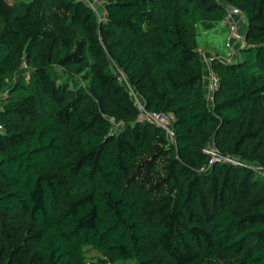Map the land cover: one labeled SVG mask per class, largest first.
<instances>
[{"label":"trees","instance_id":"obj_1","mask_svg":"<svg viewBox=\"0 0 264 264\" xmlns=\"http://www.w3.org/2000/svg\"><path fill=\"white\" fill-rule=\"evenodd\" d=\"M98 1L0 0V264H264V0ZM228 5L247 46L212 104L199 28Z\"/></svg>","mask_w":264,"mask_h":264},{"label":"built area","instance_id":"obj_2","mask_svg":"<svg viewBox=\"0 0 264 264\" xmlns=\"http://www.w3.org/2000/svg\"><path fill=\"white\" fill-rule=\"evenodd\" d=\"M243 14V11L235 7L233 5H228L226 9V15L223 18L221 24L227 28L230 29V38L227 44V47L230 49V52H234L235 48L239 50L242 47L247 46V40L244 35H242L241 30H240V23L239 19L241 18ZM236 46V47H235ZM201 51H203L201 49ZM232 55V54H231ZM216 55H213V58L209 59V83H208V92L209 99L214 103V93L218 89L219 81L218 77L215 74V72L212 69V61ZM231 58V57H230ZM231 59H228L230 61ZM131 95L133 96L135 100V104L139 110V115L138 119L154 123L155 125L159 126L162 128L165 132L167 137L169 138L171 143H176V138H175V130L173 127V120H174V115L172 114H166V113H161V112H151L148 111L144 105V103L141 101V99L137 96V94L131 89L130 90ZM5 96L4 93H0V96ZM1 128V126H0ZM205 152L208 154H211L210 156V161H209V166L214 165L216 163H225V164H241L245 163L244 159L242 158H237L233 156H228V155H223L222 153L218 152L215 150V147L210 146L207 149H205ZM218 152L216 157L212 155V153ZM262 171V170H261ZM264 174V171H262Z\"/></svg>","mask_w":264,"mask_h":264},{"label":"rangeland","instance_id":"obj_3","mask_svg":"<svg viewBox=\"0 0 264 264\" xmlns=\"http://www.w3.org/2000/svg\"><path fill=\"white\" fill-rule=\"evenodd\" d=\"M95 11L97 12L98 16L101 19H104L106 17V9H105V2L104 1H98V0H85ZM13 2H17V0H6V3L12 4ZM240 23V30L242 35L246 37V30L248 27L246 16L243 12L241 18L239 19ZM230 29L223 26L221 23L217 24L214 28L205 30L203 28H199V35H198V43L203 51H201L202 58L205 62V86H206V93L207 97L210 92H208V83H209V59L213 58V55H217L221 59H236L237 57V49L235 48L234 52H230V49L227 47L229 38H230ZM247 40V39H246ZM236 47V46H235ZM205 51L208 53H205ZM232 54V55H231ZM231 57V58H230ZM212 66V64H211ZM21 73H27L26 72V66L22 68ZM215 94V93H214ZM1 97V96H0ZM213 104V102L211 101ZM210 146L215 147V150L219 152V149L216 147L214 143H211ZM205 152V150H204ZM214 152L212 155L214 157L218 156L217 153ZM206 153V152H205ZM207 154V153H206ZM208 156H211V154H207ZM216 155V156H215ZM243 159V158H242ZM87 259L91 261H96L97 264H101V257L102 255L96 251V250H88L87 251ZM118 264H139L137 259H129L122 261Z\"/></svg>","mask_w":264,"mask_h":264},{"label":"crops","instance_id":"obj_4","mask_svg":"<svg viewBox=\"0 0 264 264\" xmlns=\"http://www.w3.org/2000/svg\"><path fill=\"white\" fill-rule=\"evenodd\" d=\"M205 53H207L206 51H205ZM208 54V53H207Z\"/></svg>","mask_w":264,"mask_h":264}]
</instances>
